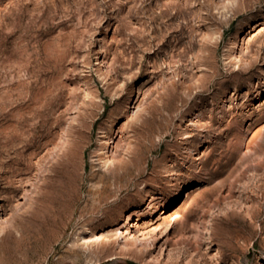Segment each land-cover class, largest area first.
I'll use <instances>...</instances> for the list:
<instances>
[{"label": "rangeland", "instance_id": "374dc122", "mask_svg": "<svg viewBox=\"0 0 264 264\" xmlns=\"http://www.w3.org/2000/svg\"><path fill=\"white\" fill-rule=\"evenodd\" d=\"M0 264H264V0H0Z\"/></svg>", "mask_w": 264, "mask_h": 264}, {"label": "bare ground", "instance_id": "6f19581e", "mask_svg": "<svg viewBox=\"0 0 264 264\" xmlns=\"http://www.w3.org/2000/svg\"><path fill=\"white\" fill-rule=\"evenodd\" d=\"M123 236H124V234H123ZM126 236H127V238H131L134 242H142L145 239H147L145 234L142 233L141 231L137 230L135 227L133 228V230H127Z\"/></svg>", "mask_w": 264, "mask_h": 264}]
</instances>
